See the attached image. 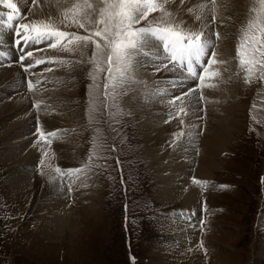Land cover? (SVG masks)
Masks as SVG:
<instances>
[{
  "label": "rangeland",
  "instance_id": "1",
  "mask_svg": "<svg viewBox=\"0 0 264 264\" xmlns=\"http://www.w3.org/2000/svg\"><path fill=\"white\" fill-rule=\"evenodd\" d=\"M88 2L97 9L102 6V0ZM74 3H83V0H76ZM252 6L254 5L251 4ZM250 15L253 14L249 11L237 26L229 61L235 65L234 76L240 84L238 93L242 96L236 94L222 98L225 103H238L234 110L236 114L233 115L234 128L228 133L227 143L218 147L213 155L218 168L213 169L211 177L193 175L191 178L192 187L200 195L197 203L191 207L194 209L190 211L193 214L189 212L194 218L192 237L186 234L182 236V228L185 226L180 223L188 209L177 201H170L161 192L160 189L167 180L156 177V170L151 167L145 151L147 144L138 134V117L142 114L136 113L139 107L133 102L137 98L133 96L138 86L134 79L138 73L136 69L133 68L129 74L133 78L116 89L115 98L110 95L105 100V73H97L100 88L96 92L91 90L88 61L92 46L73 52L63 51L59 47L53 48L59 54L45 57L42 61L50 59L56 62L39 63L37 69L30 66V77L35 75L34 70L60 71L58 78L46 83V86L59 85L57 89L62 95H59L58 100L62 101V105L52 104V99L48 106L44 105L45 100L34 99L31 102L33 119L30 124L32 133L29 145L32 146L36 158L28 166L25 165L24 169L12 163L15 157L4 156L8 152L5 150H10V147L4 148L0 137V264H186L182 254H194L190 264H264V182L261 179L264 177V81L254 79L250 84H245L244 72L239 68L236 59L240 30ZM63 18L64 14L59 19L49 16L24 24L45 21L56 25L61 31L87 34L75 26H65L62 23ZM149 19L154 20L151 14ZM22 22L21 15L19 24H23ZM146 23L142 22L139 26H145ZM21 35L24 33L21 32ZM212 38H217L215 31ZM50 42L52 43L45 41L39 47L37 46L41 43H29L32 45L29 52L39 54L52 49L49 47ZM212 43L214 47L210 49L211 55L212 51H217V43L214 40ZM216 53L217 59L220 55L218 51ZM5 60L0 63L3 65ZM61 60L67 63H60ZM19 62L20 60H16V63ZM219 64H214L213 68L209 65L208 67L222 74L223 68L219 71ZM217 77L212 78L213 83ZM23 80L25 84L22 87L27 93L25 87L29 88L28 85L34 81L28 78ZM192 82L196 87L199 85L194 80ZM40 87L42 91L43 87ZM21 91L16 89L12 95ZM201 94H197V103L202 109L205 105L204 99H200ZM175 97L177 96L170 95L168 98L173 100ZM211 99L218 100L217 97L210 98V101ZM29 102L30 99L28 105ZM214 102L208 101V108ZM66 109L71 112L69 116L62 113ZM220 110L219 108L218 111ZM45 114L54 117L50 121L57 122L49 123V120L43 118ZM217 115L224 116L221 112H217ZM167 116L161 118V125L172 123L169 120L173 121L174 115L167 113ZM199 116L200 122L202 115ZM17 117L18 114L6 122L0 120V126L1 123L5 125L0 128L8 127ZM181 119L182 117L176 120L178 125L184 121ZM204 121L206 120H202V124ZM198 124L193 133L197 137L193 147L196 156L204 130V126L199 127ZM38 127L46 137L39 143ZM53 131L57 135L47 138V133ZM179 133L182 134L181 131ZM174 143L169 141L167 147L170 150L179 149L180 146ZM195 164L192 162L191 166ZM56 167L64 170L83 168L84 172L61 178L55 172ZM19 171L29 175L30 185L25 189L30 202L28 209L24 211L18 209L15 193L7 183L9 174ZM194 180L207 183L201 185L194 183ZM53 187L62 192L63 203L68 197L75 209L74 220L69 224L64 223L62 228L53 227L52 224L50 226L40 216L41 209H44L43 212L48 209L42 208L41 203L46 195L54 192ZM82 220L87 221L88 230L89 225L94 227L97 224V235L90 244V249L84 251L85 254H80L79 246L76 245L79 238L76 234ZM91 220L96 224L92 225ZM36 226L40 227L38 239L48 242L55 249L54 254L42 255L33 252L32 233L33 229H37ZM88 234L91 235V232ZM158 253L164 254L161 260L158 259Z\"/></svg>",
  "mask_w": 264,
  "mask_h": 264
},
{
  "label": "bare ground",
  "instance_id": "2",
  "mask_svg": "<svg viewBox=\"0 0 264 264\" xmlns=\"http://www.w3.org/2000/svg\"><path fill=\"white\" fill-rule=\"evenodd\" d=\"M74 1L76 0H13L18 6L19 12H21L23 24L24 22L37 21L43 17L49 16L59 19L66 11V8L72 5ZM161 2H163V0H161ZM251 4L258 6L256 0H215V4H213V0H183V3H181V0H168L165 4V9L171 13V17L167 22H182L184 28L210 34L211 40H214L217 43V51L221 56V58L219 56L217 60L224 62L220 63L218 66L219 71L223 68V70H221L222 74H220L219 77L216 76L217 80L215 83H213V79L210 80L206 78L207 81L205 80V84L214 85V87H204L200 89L199 92V89L193 84L194 82H192L193 80L196 81L195 79L184 78V75H186L185 70L177 68L173 71L171 64H169L167 69L163 68L162 62L168 63V61L163 60L162 46L159 51L160 59L156 60L155 56L151 54L148 57L140 56L139 62L134 66L138 72L136 73L137 76H134L138 86H136V91L133 95L137 98H135L133 102L139 107L137 111L135 110L136 113L139 112L138 114H142L141 117H138L139 119L136 118L139 122L137 131L147 144L145 151L149 156L151 167L156 170V177L167 180L164 181L163 187L160 189L161 192L164 193L168 199L170 198V201H177L183 205V207L188 209L186 210L187 215H185L183 222H180L185 226L182 228V236L183 234H186L189 237L194 236L192 232L194 228V218L189 214L192 213L190 211H194L193 208L191 209L192 205L194 206L195 202L197 203L196 200H199L200 198L199 193H197L196 189L192 187L191 178L193 175L202 178L211 177L210 174L213 172V169L218 168L216 164L217 161H215L213 155L216 153L218 147L227 143L228 133L234 128L232 127L234 124L233 115L236 114L234 113V110L238 107V103H230L228 101L225 103L222 101V98L236 94L242 96L238 93L240 84L236 81L234 76V71L236 70L235 65L231 64L229 61L231 59L230 52L234 42L233 38L235 31H237V26L243 17L245 15L247 16L249 13ZM189 9L192 11H189ZM0 12L7 13L9 12V9L0 5ZM151 15L152 19H154L153 21L160 20L161 18V13L159 12L151 13ZM197 16L200 17L199 20L196 19ZM213 16H215V20H213ZM213 26H215V30H213ZM12 29L5 27L2 30V35H0V48L5 51L6 55L9 54V58H6L5 55L0 56V61L6 59L3 65L0 63V101H2V103H0V120L6 122V120L8 121L16 114H18V117L13 119V122L10 123L8 127L0 128V137L3 142L2 146L10 147V150H5L8 152H5L6 154L4 156H7L6 158L15 157L13 160L11 159L12 163L18 166L20 165V167L22 166L24 169L25 165L28 166L30 162L32 163L36 158L32 146L29 145V139L32 133L30 124L31 119H33V110L30 106L31 102L34 99H38V101L45 100L44 105L48 106L52 99V104L62 105V101L60 102V100H58L59 95H62V92L59 94L60 91L57 89L59 85H57V87H54V85L52 87L51 85L46 86L51 80L58 78L60 71H47L41 69L38 72H34L35 75L33 74L34 76L30 77V66L36 67L37 64L35 65L34 63H36L37 60H42L50 55L55 56L56 54H59V52L54 51L53 48L47 51L44 50L39 54H33L31 57H26L23 61L19 59L20 62L16 63L17 56H19V58L21 55L26 56L31 50L32 45L28 44L25 46L24 43L21 42L20 46L24 45L21 48L23 51L20 49L15 53L12 47ZM214 31L215 34L219 33L218 39L212 38ZM44 43L45 42L41 43L37 47L42 46ZM151 52H156V48H152ZM153 57L155 59H153ZM25 65H28L27 71L23 68ZM157 66H160V71H157ZM205 66L208 67L207 62ZM211 67L213 68L214 64L211 65ZM210 69L211 68L209 67V70ZM232 76H234V78ZM24 78L34 81L33 84H31V88L25 87L26 91L28 90L27 93L22 87V85L25 84L23 80ZM172 81H179V83L174 85L171 83ZM25 82L29 81L25 80ZM197 82L199 84L198 78ZM40 86L43 87L42 91L40 90ZM16 89L22 91L12 95ZM189 89H197V91L191 96L186 97L183 104L179 100H177L175 104L169 103V101H171L170 98H168L170 95L181 96L183 93L188 92ZM199 93H202L201 95L204 97L205 106L202 109L200 108L201 106H199V103H197V94ZM213 97H217L218 100L211 99L210 101V98ZM29 99L30 102L28 105L27 102ZM48 99H50V101H48ZM208 101L212 103L215 101V104L212 105L211 103L210 108H208ZM64 107H62V109ZM181 107L186 108L187 114L185 115L181 113L177 116V112ZM219 108L221 109L220 111H218ZM47 109H49V107H47ZM202 110L204 111L202 112ZM217 112L223 113L224 116L217 115ZM62 113H66L69 116L71 112L66 109L62 110ZM167 113L173 114L174 117H172L174 119L171 118L173 121L169 120V122L172 123L167 122L166 124L161 125L160 120L161 118L168 117ZM200 114L202 115V120H206L204 121V124H202V120L200 121L201 123L199 122V117H201L199 116ZM51 117L45 114L43 118L49 120ZM181 117V120L184 121L180 122V125H178L176 120H179ZM55 119L58 120L60 118L55 117ZM222 119H224V121L226 120V122ZM56 122L50 121L49 123L53 124ZM182 123L185 126H183ZM1 124L2 126L0 127L5 126L3 123ZM197 124L199 127L204 126L198 156H196V152L193 151L195 140H197V137L195 138V134L193 133L196 130L195 128ZM179 131H181L182 134L179 133ZM169 141H173V143L175 142L174 144L180 146V148L170 150L169 147H167ZM192 162L196 163L195 166H191ZM169 178L170 181H168ZM28 180V173L23 171L10 173L7 177V183L9 187L11 186L12 191L15 193L14 198L18 201V209H23L21 211H24L29 207L30 201L27 198L28 191L26 190L30 185ZM53 189L54 192L46 195V199L44 198V201L41 203L42 208L47 207L48 209L46 212H43L44 209H41L40 211L42 212L40 216H42L43 221H47L46 223H49L50 226L52 224L53 227L62 228L64 223L69 224V222L74 220L75 209L68 197L63 203L62 192H59L56 187H53ZM91 223L92 225L96 224V222L93 223L92 220ZM80 224L81 227L76 234V237H79L80 239L78 238L76 245L79 246V253L85 254L87 251L86 249H90V244L93 243L94 237L97 235L95 234L97 233V231H95L97 230V224L94 225V227L89 225L90 230L87 229L88 223L86 220H82ZM36 228L37 229H33V233L31 232L33 234V252L42 255L54 254L55 249L51 248L48 242H43L41 239H38L37 233H40V227L36 226ZM89 232H91V235L88 234ZM155 251L158 252V250ZM162 255L164 254H159V260H161L160 258ZM182 257L186 261V264H190V261L194 258V254H182Z\"/></svg>",
  "mask_w": 264,
  "mask_h": 264
},
{
  "label": "snow or ice",
  "instance_id": "3",
  "mask_svg": "<svg viewBox=\"0 0 264 264\" xmlns=\"http://www.w3.org/2000/svg\"><path fill=\"white\" fill-rule=\"evenodd\" d=\"M167 2L168 0H163V2L161 0H102V6L97 9L88 0H83V3H74L70 9L65 11L62 23L67 27L75 26L83 29L87 33L86 35L78 34L75 31H61L54 24L39 21L31 25H15V34L18 37L15 43L19 46L23 42L27 46L29 43L40 44L52 41L49 47H59L66 52L92 46L88 61V75L92 82L91 90L94 92L99 90L97 73H105L103 86L105 100L110 95L114 99L116 89L128 79L133 78L129 74L139 62L140 56L148 57L151 54L156 59H160L161 46L163 60L168 61V63H162L163 68L167 69L171 64L173 71L177 68L185 70V79H199L198 89L214 87V85L205 84V80L206 78L212 79L220 73L210 71L209 67L204 65V61L207 58L209 66L224 62L216 59L215 51H212L211 57L208 58L209 50L214 47L210 34L184 28L182 22H167L171 17V13L165 9ZM256 3L258 6L254 5L249 9L253 15H250L246 24L242 26L236 44V59L239 68L244 72L245 84H250L254 79L264 81V0H256ZM213 4H215V0H213ZM0 5L10 10L7 13L0 12V35H2V30L5 27L9 29L14 27L13 21L19 19L20 15L19 8L13 0H0ZM189 11L192 10L189 9ZM156 12L161 13L160 20H150V14ZM196 19L199 20L200 17L197 16ZM213 20H215V16H213ZM142 22L147 23L145 26H139ZM22 31L24 35H21ZM215 35L218 39L219 33ZM152 48H156V52H151ZM2 55L4 53L0 52V56ZM32 55V52L27 53V57ZM25 59V55L20 56L21 61ZM44 62L56 61H36L37 64ZM59 62L67 63L63 60ZM198 67L203 71L198 72ZM157 71H160V66H157ZM171 83L175 85L179 81ZM29 87L31 88V84ZM195 91L197 89H189L188 92L175 97L169 103L175 104L176 100H179L183 104L185 98L191 96ZM200 99H204L203 95ZM181 113L187 114L185 107L179 109L177 116ZM37 133L39 135L37 143L46 138L40 127L37 128ZM56 135L57 132L53 131L47 133V138ZM41 163L43 164V161ZM55 172L63 178L64 176L80 175L84 169L64 170L56 167ZM261 179L264 182V177ZM194 183L204 185L207 182L194 180ZM201 223L203 224V222ZM201 247H203L202 244Z\"/></svg>",
  "mask_w": 264,
  "mask_h": 264
}]
</instances>
